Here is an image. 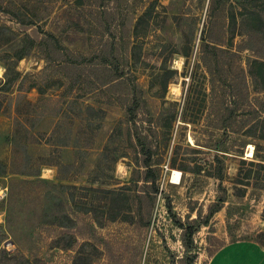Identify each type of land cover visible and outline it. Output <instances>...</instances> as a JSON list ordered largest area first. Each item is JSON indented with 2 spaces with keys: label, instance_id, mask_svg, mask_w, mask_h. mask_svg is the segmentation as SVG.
I'll return each instance as SVG.
<instances>
[{
  "label": "rangeland",
  "instance_id": "rangeland-1",
  "mask_svg": "<svg viewBox=\"0 0 264 264\" xmlns=\"http://www.w3.org/2000/svg\"><path fill=\"white\" fill-rule=\"evenodd\" d=\"M252 109L264 120V0H0V264L264 247L244 163L264 142L225 127Z\"/></svg>",
  "mask_w": 264,
  "mask_h": 264
},
{
  "label": "trees",
  "instance_id": "trees-1",
  "mask_svg": "<svg viewBox=\"0 0 264 264\" xmlns=\"http://www.w3.org/2000/svg\"><path fill=\"white\" fill-rule=\"evenodd\" d=\"M28 24H31V23H28ZM30 41L31 44L35 45V41H32L30 39H28ZM110 60H113V61H117V59L115 57H109ZM108 60V61H106ZM105 62H107L106 64H111L112 62L106 58ZM115 63V62H113ZM112 63V64H113ZM109 64V65H110ZM69 67V65H68ZM114 77L112 79H109V81H105V83H103V85L101 86H109L117 81H120L121 79H123V77L125 76V73H123V71H119V68H114ZM134 87V86H133ZM134 91L135 90V87L133 88ZM136 94H134L135 96ZM132 97V99L135 100V97ZM133 104V103H132ZM253 112H254V116L252 118H250L248 121H233L230 125H225V127L228 129L230 128L231 132H234V133H238L242 127H247L249 126V129L251 130L250 131V136L252 138H254V140H257L259 142H264V120L260 117H257L256 116V110L252 109ZM126 116H127V121L128 123H132L133 120H134V117L136 116V111L135 110H131V109H127L126 108ZM254 158V161H249L248 163L244 162L245 164L247 165H250L252 167V169L254 168L255 171H256V174H255V177H256V181H262L264 180V175L260 178V173L264 171V147L256 144L255 145V148H254V153H253V157ZM149 162L144 164V167H149ZM150 170V169H149ZM151 171H148L146 172V175H149ZM240 174V173H239ZM239 174H238V177H239ZM247 176V175H245ZM146 179L144 180L145 182H149L147 180V177H145ZM246 179L248 177H245ZM254 186H257V185H254ZM261 189L264 190V185L263 187H260ZM220 203V202H218ZM219 205V204H218ZM218 205H214L213 206V209L210 211V215L214 212H216L218 209H219V206ZM190 234H192V231L190 230ZM63 250V249H62Z\"/></svg>",
  "mask_w": 264,
  "mask_h": 264
},
{
  "label": "crops",
  "instance_id": "crops-1",
  "mask_svg": "<svg viewBox=\"0 0 264 264\" xmlns=\"http://www.w3.org/2000/svg\"><path fill=\"white\" fill-rule=\"evenodd\" d=\"M209 264H264V247L250 241L230 243L221 247Z\"/></svg>",
  "mask_w": 264,
  "mask_h": 264
},
{
  "label": "bare ground",
  "instance_id": "bare-ground-1",
  "mask_svg": "<svg viewBox=\"0 0 264 264\" xmlns=\"http://www.w3.org/2000/svg\"><path fill=\"white\" fill-rule=\"evenodd\" d=\"M247 157H253V146H248V152ZM179 173L177 171H174L171 176V183L172 184H178L179 182Z\"/></svg>",
  "mask_w": 264,
  "mask_h": 264
}]
</instances>
